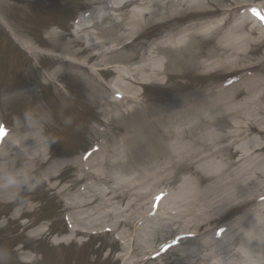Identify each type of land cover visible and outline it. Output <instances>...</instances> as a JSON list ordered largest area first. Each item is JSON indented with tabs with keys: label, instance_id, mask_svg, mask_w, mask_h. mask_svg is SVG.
Wrapping results in <instances>:
<instances>
[{
	"label": "rangeland",
	"instance_id": "374dc122",
	"mask_svg": "<svg viewBox=\"0 0 264 264\" xmlns=\"http://www.w3.org/2000/svg\"><path fill=\"white\" fill-rule=\"evenodd\" d=\"M125 1L127 0L0 2L1 16L11 22L26 41L35 45L37 43L42 53L31 57L15 43L12 50L5 48L9 43L5 40L7 36L9 39L11 36L0 21V127L2 124L11 125L12 135L18 132L19 126L14 125L19 122L20 133L13 141L18 136L27 135L33 126L43 128L48 140L44 147L64 164L60 165L62 170L59 173L47 177L50 185L47 186L45 182L25 184L16 197L0 201V264H17L16 261L20 258L28 260L33 257L35 262L32 264H123L124 258L120 257L130 249L123 245L130 247L134 238L142 246L137 253L138 257L148 261L147 264H191L198 258H203L201 264H211L213 261L217 264V259L224 257L235 261L232 256L240 261L259 262L258 239L253 242L247 240L249 237L247 234L254 233L253 229L254 234L258 233L255 226L258 224L256 219H259V215L253 212L248 220L247 213L253 206L260 207L254 205L250 199L256 193L258 195L263 192L260 187L264 185L262 181L264 178L260 173L261 171L264 173V151L251 153V149L261 142L262 136L249 133L239 138L245 147H240L242 155L247 156L249 153L253 158L242 161V157L237 155L235 158L237 163L227 165L228 152L223 148L225 143L219 138L217 144L214 142L211 145L210 137L213 134L206 133L205 129H198L191 134V138L190 136L186 138V141L190 143L189 140L193 138L199 139V149L203 157H199V161L191 165H165L168 159L166 147L170 140H165L161 136L160 132L164 126L156 122L158 116H163L170 107H173L171 105L182 109L195 106V98L213 87V84L232 81V78L246 73L241 69H236L232 73L227 72L216 66L218 61L213 66L201 69L194 64L186 63L198 52H203L201 56L203 61L207 58V62H210L207 54L221 38V31L218 32V27H215L224 24L223 32L230 31L243 17L244 9L235 6L237 0H199V3L194 2L195 0L193 3H189V0H176L180 1L177 9L170 8L168 4V8L162 7L153 18H147L145 14V26L140 27L135 34L131 33L122 43L126 45L124 54L135 53L136 56L130 59L138 66L143 61L141 56L150 52L149 54L156 60L152 61L155 63L150 64L151 67L165 70V75L161 77L163 79L161 82L134 86L138 88L139 91L136 93L142 99L140 107H134L133 103L127 107H113L106 102L119 100V96L117 97L107 86L115 76L112 66L105 71L101 70L107 67L97 66V57L91 58L92 60L87 63L88 66L99 67V71H94L98 84L92 82L82 70H77L81 68L78 63L85 61L92 52L83 42L73 43L75 34L72 28L81 20L82 15L86 14L88 19L96 15L97 25L103 22L106 27L105 32H101L99 36L112 38L115 33L121 35L126 33L128 27L131 28L127 20H124V26L120 25L117 30L110 32L114 26L112 22H121L122 15L128 18L138 11L153 12L158 8L150 0H137L117 11L111 9L119 7ZM260 1L262 0L251 3ZM146 8L147 10H144ZM108 13L112 14L113 20H110V17L103 20L104 15ZM193 32H195L193 35L181 40L183 36ZM237 33L240 35L242 32ZM229 34L222 37L225 38ZM156 44H162L160 49L164 53L157 56L153 53L152 49L157 46ZM64 47L85 52L75 56L73 60H58L60 61L58 63L54 52ZM257 47L260 51L264 49V45ZM189 53L191 55L187 57ZM124 54L122 58H125ZM255 57L256 55L253 56ZM257 61L259 60L252 59V63ZM56 68L60 69L57 75L61 84L51 79V73ZM249 72L251 75H260L258 70ZM20 80L22 82L16 86ZM131 91L130 94L134 89ZM239 99L243 100L244 96L241 95ZM241 119L244 120V124H250L253 120L250 115ZM259 125L263 126L264 122H260ZM226 129L229 130L228 127ZM126 133L134 135L126 142L124 153L126 157L121 155L128 161V171L117 165L75 164L78 160L75 156L83 155L82 149L88 151L95 145L97 140L94 137H101L105 142V137H120ZM11 143L13 142H9V146ZM50 161L52 160H48L47 163ZM157 163L160 165H156ZM46 165L45 163L41 165L36 174L41 182L45 181L42 170L47 168ZM98 166L104 169L100 181L94 177H89L84 183L76 180L79 174L84 177L82 173L88 177ZM142 172L147 173L142 175ZM129 178L133 179V184L138 185L133 191L141 193L139 201L131 195L124 183L128 182ZM190 178H194V181H189ZM115 179L117 183L111 181ZM219 184L227 188L221 189L218 187ZM87 185L93 187L86 196L88 202L97 196L96 204L101 203L103 201L101 193L110 191L111 187L123 185L122 195L117 198H113L114 193L106 195L98 210L77 208V211L84 212L77 216L76 227L83 228V225H86L89 227L87 231L90 232L82 236L77 235L71 241L68 239L70 237L65 238L66 246L65 242L58 244L62 242L61 236L70 232L69 227L73 223L70 214L73 216L77 212L74 211L75 208H68L65 203H75L77 200L80 204L84 203L86 200L78 196L87 192L84 190ZM63 188L65 189L62 190ZM250 190H254L253 195L251 193L247 198L241 197V193L248 194ZM227 195L234 199H227ZM29 199L31 200L26 202ZM132 199L136 204L129 207V201H133ZM171 199L174 203L170 202ZM190 203L194 205L191 206ZM19 205L28 209L23 213V217L26 216L27 221H35L38 224L33 226L31 234L23 227L25 219L13 218ZM186 211L187 218L181 219V215ZM196 212L207 213L208 220H201V227L189 228L198 224L193 220V215H190ZM143 216L149 218L143 220L141 218ZM131 217H140L134 221L136 227L133 225L129 229L128 222L117 227L115 232L107 231L113 228L115 221ZM178 220L180 222L175 224ZM75 224L73 223V226ZM39 226H42L44 231L33 235ZM123 228L127 230V235L123 234ZM172 228L176 231L175 235L186 234L192 229L194 238L185 236L183 239L187 241L163 251L167 243L175 239V235H167L169 238L166 236L164 241L162 238L154 241L153 238L157 230L162 229L161 236H165ZM93 234L98 236L92 237L87 243L84 242ZM166 239L163 245L162 241L165 242ZM215 254L218 256L217 259H213ZM244 255L245 257L240 258Z\"/></svg>",
	"mask_w": 264,
	"mask_h": 264
},
{
	"label": "bare ground",
	"instance_id": "6f19581e",
	"mask_svg": "<svg viewBox=\"0 0 264 264\" xmlns=\"http://www.w3.org/2000/svg\"><path fill=\"white\" fill-rule=\"evenodd\" d=\"M100 1L106 2L112 0ZM192 1L194 0H189V3H193ZM250 1L252 0L236 1L235 6L237 8L248 7L246 11L247 15L243 17L242 21H239L231 28L230 31H232V33L229 34L230 31H228L227 33L229 35H227L225 38L221 36L219 41L214 44L212 50L207 54V57L209 58L208 60H210V62H207V58L204 61L202 60L201 56L203 52L195 53L191 57V61L189 60L186 62L187 64H194L197 66V68L201 69L204 67L213 66L218 61L219 63H216V66L218 68L224 69L225 71H235L236 69H241L246 73L233 78L231 82L223 84V86L219 84L216 88L211 87L209 90L203 92L200 95L199 100L195 103V106L182 109L181 107H174V105H171L173 106L169 108L171 111L166 112V114L164 113L163 119L161 120V125H163L164 127L163 130H161L160 134L165 140H170L166 147L168 159L165 161V165H191L192 163L198 162L199 157H203L201 156L202 153L199 149V139L193 138V140H189L190 143L186 141V138H188L189 136V138H191V134L196 132L198 129H205L206 133L213 134L210 137L211 145L214 142L215 144H217V139L219 138L220 141L225 143L223 148L228 152L227 165H235L237 163V161H235L236 156H242V152L239 147H245L242 145L243 142L239 138H241L243 135H247L249 133L260 134L263 139L257 147L253 148L252 151L256 152L259 150H264V125H259L260 122H264V49L263 51H260V49L257 47L258 45H261V47L264 45V0L252 8H250V6H252V4H250ZM135 2H137V0H127L119 7H114L111 9L117 11V9H122L130 3ZM150 2L154 6H158L157 10H154L153 12H143L141 10L142 13L138 11L136 13H133L128 18H126L125 15H122L123 19L121 20V22H112L114 26L112 27L110 32H112V30H117L120 25L124 26V20H127L128 25H131V28L128 27L126 33L124 34L120 35V33H115L112 38L106 37L107 39L103 36H99L101 32H105L106 27L103 25V22H100L97 25V22L95 20L98 19V17L94 16L90 17L89 19L90 23L92 22L91 24L79 25L82 28L76 31L75 38H73V43L77 44V41L83 42L84 44H87L86 46L92 52V55L88 56L85 61L82 60L80 63H78L81 68L77 69L82 70L83 74L88 75L91 78L92 82H94L95 84L99 83L94 75V71H97L99 67L95 68L93 66H88L87 63L90 60L97 57V66H106L107 68H109L110 65L112 66L113 71L116 73V75L113 82L114 86L110 85V88L114 90L113 92H115V94L119 93L124 97L118 101H106L113 107H127L131 103L135 104V106H138L137 104L141 102V98L139 94L136 93V91H139L138 88L134 86L137 84H146L155 81L161 82V80H163L161 77L163 74H165V70L151 67V65L155 63L152 61H156L154 60V57H150L149 55L144 58L141 64L136 66L137 63H133L132 59H130L136 56L135 53L126 54V56L124 54L126 45H122V43L131 33L133 35L138 31L140 27L145 26V14H147V18H153V15H158L162 7L168 8L169 4L170 8L177 9V6L180 3V1L177 2L176 0H150ZM194 2L199 3V0H195ZM107 5L110 4L107 3ZM144 10H147V8ZM250 13L257 16V18H260L261 23L257 24L254 20H252ZM111 16L112 14H106L103 17V20H106L109 17L110 20H113V17L111 18ZM2 23L7 26L4 21H2ZM109 26H111V23ZM136 26H138V28ZM217 27L218 32L221 31V34H223L222 26L217 25L215 28ZM90 28L94 30L91 31ZM237 31H241L242 33L239 35ZM194 33L195 32L183 36L181 40L193 35ZM12 34L15 40H17L19 44L29 52V54H42L37 44L35 45L34 43L26 41V38H24L19 33L17 34L15 32L14 34L12 32ZM85 34H87L88 36H86ZM54 36L57 37V34H55ZM83 39L85 42L83 41ZM156 45L157 46H154L152 49L153 53L156 56L164 53V51L160 49V47H162V44ZM60 51L62 54L66 53L67 55H58V52ZM84 52V50L64 47L62 50H55L54 55L57 57H62L65 60H71L74 59L75 56L84 54ZM123 54L125 58L121 57ZM190 55L191 53L187 54V57H189ZM255 55L256 57L253 58V56ZM118 57L121 58L116 59ZM252 59H258L259 61H257L256 63H252ZM107 68L101 70H106ZM251 70H258L260 75H251L249 72ZM59 71L60 69L58 68L51 74V79L53 81H59L57 75ZM131 89H134L133 94H136V96H127V93L132 92ZM242 92L244 93L242 94ZM241 95L244 96L243 100L239 99ZM128 97H131V99H127ZM249 115L253 119L251 120L252 123L244 124V120H240V118H244L245 116ZM189 120L191 121L187 123ZM231 120H233L234 122ZM227 127L229 128V130L226 129ZM19 131L20 126L17 133L11 135L10 131L8 136H6L5 139L0 143V201L16 197L18 192L23 190L25 184H30L35 181L40 182V179L36 176L38 171L34 170V166L42 165L45 161V158L47 157L46 154L48 149L46 150L44 147V139L41 136L40 130L36 128L34 133L33 128H30V131L27 133V135L18 136L13 141V138L18 135V133H20ZM126 136L128 135L126 134ZM133 137L134 135L124 138L123 143L116 146V148L123 147L122 151H120L119 149L113 150L112 148L106 147L104 144H102L97 152L93 153L98 155L92 156L88 160L79 159L77 160V162H75V164L121 165L124 170L128 171V168L126 167L128 161L124 159V146L126 142ZM9 142L13 143H11V145L9 146ZM115 145L116 143L113 144V148L115 147ZM189 145H191V147H188ZM109 152L111 153L109 154ZM121 155H124V157ZM251 159L252 156H250L249 154H247V156H242L241 158L242 161H249ZM50 165L54 166H52L53 168L51 170L45 172L46 177H53L58 171H60V167H58V165H61L60 162H53ZM156 165H160V163H157ZM96 168L97 169L95 170L101 173L98 178L100 181L102 179L101 175L102 173H104V169L101 166H98ZM53 169H55L56 171H54ZM146 173L147 172H142V175H145ZM260 174L263 175L264 178V173L262 171ZM189 181H194V178ZM262 181L264 182V179ZM124 183L128 188H131V190H133V188H137L138 186L137 183L133 184L132 178H129V181H125ZM218 187L224 189L225 186L223 184H219ZM92 188V186H89L85 194H79L78 198L86 200L84 203L80 204L79 200H77L71 206L75 209H83L84 207H87V209L91 208L93 210H98L106 195L114 193L115 195H113V198H117L119 195H122L121 191L123 190V185H121L120 187H111L110 191H107L104 194L101 193V201H103L99 204H96L98 198L97 196L93 201L88 202L87 200L88 197L86 196L90 189L92 190ZM225 188H227V186ZM64 189L65 188H63L62 190ZM260 190L263 192L259 193L258 195L257 193L253 195L254 190H250L248 194L241 193V197L243 198H247V196L252 193L253 198H251L250 200H253L254 205L260 206L259 208H256L255 206L251 207L247 213L248 220L252 217L253 212H256L259 215V219H256L258 221V224L257 226H255L258 228V233L254 234L255 231L253 229L252 232L254 233L250 232L251 234H247L249 235V237H247V240L253 242L258 239L260 243V249L258 253L259 262L254 263L250 260L240 261L239 259L233 258V256L231 258L235 261L229 260L228 257L217 259L218 256L217 254H215V256H213V259H217L218 263L264 264V185L262 188L260 187ZM131 195H133L138 201L140 200L139 197L141 196V193L137 194L135 191H132ZM226 198L229 200L234 199L233 197H230V195H227ZM170 202L174 203L173 199H171ZM190 204L191 206L194 205L193 203ZM133 205H135L134 200L129 201V206L132 207ZM81 212L84 211L78 210L75 215H73L75 216V220H78L77 216L81 214ZM190 215H193V220L198 222V224L190 226L189 228L201 227V220H208L209 217L206 213H190ZM187 216L188 211L181 215V219L187 218ZM145 218L146 216L143 219ZM137 219L138 218L131 217L130 219L118 220L117 222L115 221V229L128 222V225H130L128 228L130 229L131 226L134 225V221H136ZM179 222L180 220L175 222V224ZM162 231V229L156 231L153 238L154 241H159L161 238L164 241V238L167 235H173L176 232L172 228L170 231H167L165 233L166 235L164 234L165 236H161ZM84 232L85 231L81 229H77L75 231L77 235L83 234ZM126 232L127 230L123 228L124 235H127ZM177 236L178 235H175L174 238ZM167 238H169V236H167ZM136 241V238L131 240L130 247H126V249H130H127L126 254L120 257V259L124 258L123 264H147L148 261H145V259L138 257L137 253L142 246H140V244H138ZM163 241L162 243H164ZM166 241L167 239L165 240V242ZM183 241H187V239L182 240V238H180L178 240V243L182 244ZM248 254L250 253L248 252ZM243 257H245V255L241 256L240 258ZM201 260H203V258H198L197 261L191 264H201ZM213 262H211V264H214Z\"/></svg>",
	"mask_w": 264,
	"mask_h": 264
}]
</instances>
